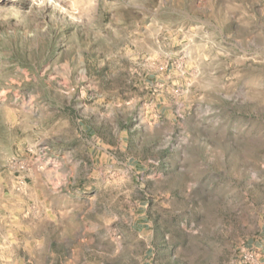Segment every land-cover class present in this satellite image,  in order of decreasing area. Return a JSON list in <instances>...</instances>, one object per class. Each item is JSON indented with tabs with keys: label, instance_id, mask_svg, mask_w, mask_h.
I'll return each instance as SVG.
<instances>
[{
	"label": "rangeland",
	"instance_id": "obj_1",
	"mask_svg": "<svg viewBox=\"0 0 264 264\" xmlns=\"http://www.w3.org/2000/svg\"><path fill=\"white\" fill-rule=\"evenodd\" d=\"M264 264V0H0V264Z\"/></svg>",
	"mask_w": 264,
	"mask_h": 264
},
{
	"label": "built area",
	"instance_id": "obj_2",
	"mask_svg": "<svg viewBox=\"0 0 264 264\" xmlns=\"http://www.w3.org/2000/svg\"><path fill=\"white\" fill-rule=\"evenodd\" d=\"M249 263L250 264H260V262L257 260L255 254H251L249 257Z\"/></svg>",
	"mask_w": 264,
	"mask_h": 264
}]
</instances>
